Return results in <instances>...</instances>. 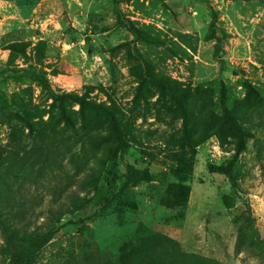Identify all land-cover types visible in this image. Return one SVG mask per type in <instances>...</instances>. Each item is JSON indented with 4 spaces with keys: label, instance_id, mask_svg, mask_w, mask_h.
Segmentation results:
<instances>
[{
    "label": "rangeland",
    "instance_id": "rangeland-1",
    "mask_svg": "<svg viewBox=\"0 0 264 264\" xmlns=\"http://www.w3.org/2000/svg\"><path fill=\"white\" fill-rule=\"evenodd\" d=\"M139 60L195 120L213 111L215 121L196 126L139 86ZM28 66L55 94L115 106L131 174L102 115L83 122L77 105L6 73ZM221 86L249 134L233 182L207 170L237 149ZM0 91L11 107H0V212L12 210L21 236L55 230L32 264H118L123 243L150 234L162 244L148 258L264 264V0H118L117 10L112 0H0ZM205 123L212 135L192 146ZM180 162L188 195L175 206ZM2 246L0 234V264Z\"/></svg>",
    "mask_w": 264,
    "mask_h": 264
},
{
    "label": "trees",
    "instance_id": "trees-1",
    "mask_svg": "<svg viewBox=\"0 0 264 264\" xmlns=\"http://www.w3.org/2000/svg\"><path fill=\"white\" fill-rule=\"evenodd\" d=\"M115 9H118V0H112ZM127 28L130 33H132L136 39L144 40L143 34L134 28L130 21H127ZM17 45V44H14ZM14 45L10 46V49H13ZM16 47V46H15ZM20 48V49H19ZM21 57L24 64H30V57L26 56L25 51L18 46ZM139 64V70L141 73V81L139 86H144L145 84L154 86L161 98H167L173 105H176L179 110L182 112L185 119H191L193 124L195 118H193V113L186 108V104H182L178 100L177 93L166 85L163 82H159L156 79L151 78L150 76H145V63L141 60ZM40 62L39 60L37 61ZM143 67V68H142ZM6 73L11 78L15 79H29L30 81L36 82L41 88L46 90L52 100L57 102L59 105H62L64 102H68L74 105H77L79 108V114L81 120L85 122L86 112L98 113L105 118L108 129L112 132L114 140L117 144V150L119 152V162L122 163L123 168L129 174L133 172L132 167L123 163V157L128 149V140L125 139L124 132L120 126L118 118V110L112 104L111 106H106L104 104H98L92 101L85 99L82 96L75 94H55L50 90L47 79L38 72H35L31 66L26 68H15L14 70H8ZM247 94H251L253 99L257 100L259 98L258 94L254 92L249 86ZM219 103L222 109V122L227 124L233 131L234 136L237 139V149L235 150L231 160L221 164L219 166L209 165L207 170L212 174H217L229 179L231 182L234 181L233 168L235 159L243 151V146L245 141L249 138L247 134L240 125V118H237V112L230 110L229 102L226 98L225 89L223 86L219 89ZM184 106V107H183ZM0 107L3 109H11L9 106L6 97L0 91ZM13 111V110H12ZM202 115L199 112L198 118L195 120L196 126L202 122H206V119L215 121V116L212 112H208L203 119ZM206 124V123H205ZM203 132H200L201 135L198 139L192 134L187 138L190 141L191 145H199L209 136H211L210 126L206 124ZM204 135V136H203ZM201 138V139H200ZM176 178L178 183L174 186L173 189V204L175 206H183L186 203L188 190L186 188L187 177H186V166L181 163L177 167ZM9 213H12V210L0 212V234L3 239V246L1 248L2 262L1 264H32L35 257L38 253L51 241L54 236L55 230L46 229L41 232H31L23 236L20 235L19 229L15 226V221L12 218H9ZM161 244L155 234L150 235H139L136 236L133 240H129L122 244L119 249L118 264H196L195 256H171L166 260L148 258L150 255L155 254L156 250L161 248ZM138 258H145V261L140 263H135L132 260ZM203 262H210V260L202 259Z\"/></svg>",
    "mask_w": 264,
    "mask_h": 264
}]
</instances>
